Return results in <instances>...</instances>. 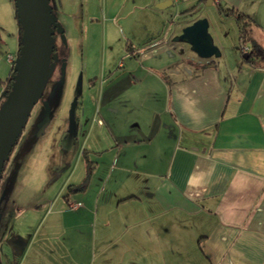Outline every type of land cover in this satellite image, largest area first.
Wrapping results in <instances>:
<instances>
[{"label": "crops", "instance_id": "1", "mask_svg": "<svg viewBox=\"0 0 264 264\" xmlns=\"http://www.w3.org/2000/svg\"><path fill=\"white\" fill-rule=\"evenodd\" d=\"M165 1L167 14L153 6ZM209 3L104 0L118 27L140 8L168 26L134 48L128 65L101 72L81 139L89 160L77 159L79 176L72 181L74 166L65 181L68 209L80 206H61L32 233L11 237L8 228L2 264H264V0ZM202 5L224 26L221 35L208 23L220 55L206 60L176 40L185 25L172 22ZM217 6L246 17L242 39ZM16 23L15 35L0 23V63L4 56L9 72L21 49Z\"/></svg>", "mask_w": 264, "mask_h": 264}, {"label": "rangeland", "instance_id": "2", "mask_svg": "<svg viewBox=\"0 0 264 264\" xmlns=\"http://www.w3.org/2000/svg\"><path fill=\"white\" fill-rule=\"evenodd\" d=\"M14 6V0H0V23L15 35ZM49 9L51 18L64 31V38L53 44L56 49L52 54L64 62V73L62 65H58L47 78L40 100L32 108L3 165L0 174V242L8 230H12L11 237L26 229L32 233L44 216H55L61 206L70 210L65 203L70 190L68 183L65 184L69 175L67 172L75 166L73 181L81 171L77 159L81 157V164L88 163V154L82 155L81 139L91 125L95 106L93 100L102 81L101 72L107 77L110 71H118L120 64L121 67L128 65V54L134 48L147 45L154 37L151 35H155V39L158 36L157 39L162 38L160 33L168 26V18L167 21L158 19L151 13L148 17L149 12L140 8L131 22L129 19L128 23L126 20L119 21L118 27L115 21H110L113 14L104 9V0H49ZM165 11L167 14L172 9ZM198 15H204L203 19L211 23V28L224 35V26L218 21L216 12L207 5H202L197 12L190 11L172 18V22L174 26H182ZM7 52L15 53L13 50ZM1 62L0 69L4 66L5 74L0 71V97L9 76L4 56ZM182 68H185L184 64ZM93 84H96L95 88L91 87ZM109 84L110 81H105V86ZM74 101L73 131L70 133L68 115ZM45 105L49 111L48 125L38 136ZM96 158L92 163L98 162ZM71 198L75 201L77 196L72 195ZM11 237L7 242L9 250L12 249ZM2 262L5 263L0 255V264ZM12 263L13 259L9 264Z\"/></svg>", "mask_w": 264, "mask_h": 264}, {"label": "water", "instance_id": "3", "mask_svg": "<svg viewBox=\"0 0 264 264\" xmlns=\"http://www.w3.org/2000/svg\"><path fill=\"white\" fill-rule=\"evenodd\" d=\"M18 21L21 25V49L16 61V76L7 95L2 93L5 101L0 107V174L4 163L7 161L12 147L21 135L32 108L40 100L43 86L50 77L57 62L53 55V34L64 38V31L51 18L49 0H15ZM210 2V3H209ZM211 4V0H208ZM153 5V4H152ZM171 5L170 1L153 5L157 10H164ZM22 12V13H21ZM190 24H187L189 23ZM184 23L180 36L176 40L186 42L191 51L201 60L218 57L219 50L212 43L209 36L208 22L206 19L191 20ZM244 59L248 56L244 55ZM64 63V62H63ZM65 66H61L64 73ZM74 101L69 110V132L73 131ZM46 107L44 119L38 125V136L42 135L48 125L49 111Z\"/></svg>", "mask_w": 264, "mask_h": 264}, {"label": "trees", "instance_id": "4", "mask_svg": "<svg viewBox=\"0 0 264 264\" xmlns=\"http://www.w3.org/2000/svg\"><path fill=\"white\" fill-rule=\"evenodd\" d=\"M204 1V0H203ZM14 8H15V15H16V20L18 21V16H17V6H16V2H15V0H14ZM194 10V8L193 9H191V10H189V11H187V12H192ZM217 12L221 15V16H223V17H227V18H229V17H233V18H235V20H236V23L240 26V33H241V36H240V38L242 39L243 38V35H244V32H245V26H244V21H245V19H246V17L245 16H243L242 14H238V13H236V12H234V11H231V10H226V9H223L222 7H220V6H217ZM184 13H186V12H184ZM18 24H19V26L21 27V25H20V23H19V21H18ZM22 31V30H21ZM22 34V33H21ZM243 45V41L241 42V44H240V46H239V50L241 49V51H242V46ZM247 56H248V59L246 60V62H249L250 60H251V54H247ZM15 76H16V72H15V70L12 68L11 70H10V72H9V76L7 77V80H6V87H5V90H4V92H6V94L8 95L9 93H10V91H11V86H12V84H13V82H14V78H15ZM0 99H2V102H0V107L2 106V104H3V102L5 101V97H3V96H1L0 97Z\"/></svg>", "mask_w": 264, "mask_h": 264}, {"label": "flooded vegetation", "instance_id": "5", "mask_svg": "<svg viewBox=\"0 0 264 264\" xmlns=\"http://www.w3.org/2000/svg\"><path fill=\"white\" fill-rule=\"evenodd\" d=\"M53 31H54V34H53V39H54V43L56 42V41H58L59 39H60V35H57L56 33H55V29H52ZM61 40V39H60ZM55 49H56V47H54L53 48V52H55ZM53 54V53H52ZM63 64V61L61 60V59H59V58H57V62H56V65H55V68L59 65H62Z\"/></svg>", "mask_w": 264, "mask_h": 264}, {"label": "built area", "instance_id": "6", "mask_svg": "<svg viewBox=\"0 0 264 264\" xmlns=\"http://www.w3.org/2000/svg\"><path fill=\"white\" fill-rule=\"evenodd\" d=\"M7 61H8L9 63L13 62L12 57H11V56H8ZM79 206H80V204H74V205H71V206H70V209H76V208H78Z\"/></svg>", "mask_w": 264, "mask_h": 264}, {"label": "bare ground", "instance_id": "7", "mask_svg": "<svg viewBox=\"0 0 264 264\" xmlns=\"http://www.w3.org/2000/svg\"><path fill=\"white\" fill-rule=\"evenodd\" d=\"M22 13V12H21Z\"/></svg>", "mask_w": 264, "mask_h": 264}]
</instances>
